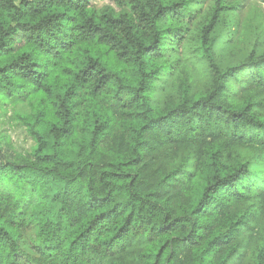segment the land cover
Segmentation results:
<instances>
[{"label": "trees", "instance_id": "1", "mask_svg": "<svg viewBox=\"0 0 264 264\" xmlns=\"http://www.w3.org/2000/svg\"><path fill=\"white\" fill-rule=\"evenodd\" d=\"M110 2L0 0V264H264L262 11Z\"/></svg>", "mask_w": 264, "mask_h": 264}, {"label": "rangeland", "instance_id": "2", "mask_svg": "<svg viewBox=\"0 0 264 264\" xmlns=\"http://www.w3.org/2000/svg\"><path fill=\"white\" fill-rule=\"evenodd\" d=\"M246 3L245 13L258 7L264 17V3L260 0H244ZM97 6L111 4L110 0H92ZM0 145L2 146L1 156L3 160H12L19 154L27 155L34 145L33 139L27 134L22 124L12 118V111L8 115L0 111Z\"/></svg>", "mask_w": 264, "mask_h": 264}]
</instances>
